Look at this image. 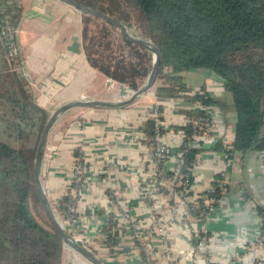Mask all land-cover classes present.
Returning <instances> with one entry per match:
<instances>
[{
	"label": "crops",
	"instance_id": "0c3cea01",
	"mask_svg": "<svg viewBox=\"0 0 264 264\" xmlns=\"http://www.w3.org/2000/svg\"><path fill=\"white\" fill-rule=\"evenodd\" d=\"M5 4L16 16V40L28 76L26 83L39 106L52 112L63 103L83 98L81 93L102 100L98 95L110 80L93 68L85 55L81 35L83 13L58 0H5ZM5 65L0 41V70ZM183 75L188 90H177L172 97L157 99L156 82V86L128 106L71 108L74 110H67L57 118L48 134L41 166L43 189L49 201H57L65 195L72 178L74 157L79 147L83 148L89 168L83 178L76 213L92 248L95 251L100 248L96 254L100 258L107 257L108 264H142L126 237L118 239L119 244L110 251L106 250L102 227L107 213L116 209L118 199L112 197L113 194L126 200L140 218H145L141 206L146 181L142 176L151 161L143 155L148 145L137 137L139 132L145 133L143 126L147 123L149 108L161 103L162 120L167 127L163 140L174 144L176 130L185 123L184 111L191 109L195 98L182 94L201 89L210 81L213 83L209 93L224 99L226 104L224 108L217 106L218 117L234 130L232 98L222 84L205 72L190 70ZM222 164L220 152L202 150L191 169L193 192L209 187ZM260 210L264 212L263 163L257 151L236 153L230 167L229 190L206 224L208 231L217 237L212 257L226 263V256L236 253L239 244L254 235ZM160 212L165 217L168 215L165 205L161 204ZM169 236L175 248L174 259L180 261L188 247L187 238L178 224L170 226ZM152 245L154 255L162 261L160 249ZM61 260L66 264H86L65 245ZM181 264H185V260H181Z\"/></svg>",
	"mask_w": 264,
	"mask_h": 264
},
{
	"label": "trees",
	"instance_id": "16d2710c",
	"mask_svg": "<svg viewBox=\"0 0 264 264\" xmlns=\"http://www.w3.org/2000/svg\"><path fill=\"white\" fill-rule=\"evenodd\" d=\"M77 1L116 18L127 28L133 23L130 12L136 15L140 34L149 38L160 51L157 99L172 97L177 90H188L183 75L187 71L205 72L217 79L232 98L234 151H264V0ZM0 9V19L8 17L15 28L16 16L5 0H0ZM99 21L106 24L84 15L83 23L87 26H83L81 35L91 66L118 82L136 77L145 81L153 62L147 49H136L135 54L140 60L134 63L121 58L113 64L109 62L100 66L97 59L91 58L93 50L86 43L88 24H96L98 28ZM124 40L127 46H133ZM5 67L0 70V264H61L62 240L50 221L49 228L43 226L30 208L32 192L38 198L33 178L34 154L48 114L34 101L30 86L18 79L15 70H6ZM132 84L136 89L142 85L136 86L134 81ZM208 94L202 100L207 107L224 108V99ZM159 110L162 112L161 106ZM184 113L189 120L178 129L189 136L200 134L193 129L191 122L205 115L206 110L194 108ZM143 129L147 134L144 142L148 145L152 124L147 121ZM202 150L204 148H192L185 153L184 172L192 169ZM218 177L217 174L213 179V191L208 193L214 206L218 205L214 199L222 197L217 187ZM67 201L68 195H63L53 205L56 216L63 218L61 215L65 213ZM203 208V201L197 200L191 207V215L198 218ZM74 214L77 216L76 211ZM112 217V214L106 215L103 232L115 226ZM117 231L107 235V242L116 243ZM77 242L85 247L81 241ZM192 242L196 243L195 240ZM140 254L145 258L142 249Z\"/></svg>",
	"mask_w": 264,
	"mask_h": 264
},
{
	"label": "built area",
	"instance_id": "2783aa9c",
	"mask_svg": "<svg viewBox=\"0 0 264 264\" xmlns=\"http://www.w3.org/2000/svg\"><path fill=\"white\" fill-rule=\"evenodd\" d=\"M0 13L2 10L0 9ZM0 38L2 46L5 50L6 62L13 66L16 60L19 47L16 41V29L12 27L8 17L0 19ZM213 82H207V85L201 89H196L192 92H185L183 96L194 95L198 99L190 106L191 109L206 110V114L198 116L191 123L195 131H200V134L186 135L183 130H176L177 137L174 138V144L164 142V133L167 127L162 120V112L159 107L161 103H155L146 113V120L152 124L151 143L148 144L143 151L146 159L151 161L147 173L142 177L145 178L146 184L144 193L142 194V215L145 218H140L136 209H132L126 200H120L113 194L112 197L118 199L116 209L107 213L112 214V221L115 226L108 227L110 230L104 232V237L109 233L114 234L116 230L119 234L118 239L128 238L140 259L142 264H181V260H191L193 264H264V212L259 214L258 224L254 231V235L247 240H243L239 244V249L236 253H229L226 258L227 262L218 261V258L212 257L213 246L217 244L215 234L208 231L206 228L207 222L212 219V215L216 212V208L220 204L222 197L228 192L230 187V167L233 157L237 152L234 151L233 138L234 130H231L226 124L219 119L217 107L210 105L206 106L203 99L211 92L209 87H212ZM209 95V94H208ZM189 118L185 115L184 121ZM171 132V131H170ZM173 133V132H172ZM137 139L146 141V133H138ZM220 152L223 157L222 168L218 172L216 179L217 187L220 190L222 197L214 199L218 204H212L213 198L208 195L212 188V182L205 190L198 193L193 192L194 181L191 175V169L188 171L182 170L184 156L187 151L192 148L214 149ZM264 166V151L257 152ZM89 168V162L86 161L84 149L79 147L72 166V178L69 186L66 188L65 195H68L66 210L61 217H57L66 232L71 235L76 241H81L85 248L88 247L95 256H97L104 264L109 263V259L100 258L98 249L92 248L90 239L86 232H83L79 224L78 217L75 216L76 204L79 200L81 187L83 186V178ZM192 179V181H191ZM143 188V187H142ZM201 199L204 203V208L198 218L191 215V207L197 200ZM57 203V201L55 200ZM165 205L167 216L161 214L160 206ZM53 208V207H52ZM178 224L181 228V233L186 236L188 247L183 257L175 261V248L170 241L169 231L170 226ZM146 231V232H145ZM114 232V233H113ZM110 234V235H111ZM195 240V244L192 242ZM117 244L118 241H116ZM114 243L111 244L105 241V249L110 251L114 248ZM160 249L162 261L154 255L153 245ZM95 247V245H94ZM101 248L102 251L107 252ZM140 249L143 250L145 258H142Z\"/></svg>",
	"mask_w": 264,
	"mask_h": 264
},
{
	"label": "water",
	"instance_id": "95a60500",
	"mask_svg": "<svg viewBox=\"0 0 264 264\" xmlns=\"http://www.w3.org/2000/svg\"><path fill=\"white\" fill-rule=\"evenodd\" d=\"M66 5H69L78 11L82 12L83 14L93 16L95 18H98L100 20H103L104 22L116 27L120 34L129 40L130 42L140 46L141 48L149 50L153 54V62L150 69V72L144 81V83L135 90L132 95L127 99L123 101H108V100H98V99H86V98H79L75 99L70 102L63 103L56 107L51 114L48 116L38 143L36 147V151L34 154V161H33V178L35 183V189L36 193L39 199V202L42 206V209L44 210L48 220L53 225L55 230L57 231L60 239L63 242V245L67 246L71 250H73L75 253L82 256L85 260H87L90 264H104L97 256H95L90 250L79 244L71 235H69L60 221L57 219L53 208L49 202V199L43 189L42 183H41V166L44 156V150L45 145L47 141L48 134L57 120V118L66 112L67 110L71 108H117L124 105H127L133 101H135L138 97H140L143 93L150 90L154 85L156 81V77L158 74V68L160 64V51L159 48L149 39L142 38V37H136L129 33L127 27L117 20L116 18L100 11L95 8H92L90 6H87L85 4H82L78 2L77 0H58ZM185 264H193L191 260H187Z\"/></svg>",
	"mask_w": 264,
	"mask_h": 264
},
{
	"label": "rangeland",
	"instance_id": "374dc122",
	"mask_svg": "<svg viewBox=\"0 0 264 264\" xmlns=\"http://www.w3.org/2000/svg\"><path fill=\"white\" fill-rule=\"evenodd\" d=\"M130 13H131V17H132V22L133 23H132V25L130 27L127 28L129 33L132 34L133 36H136V37H142V38L149 39V38H147L145 36H142L140 34L141 33V28L136 23L137 22L136 15L134 13H132V12H130ZM84 15H86V14H84ZM88 16H90V15H88ZM99 23H101V25H99L98 28L95 27L96 24L95 25H92L91 23H89L90 25L88 24V26H89L88 27V34H87L88 37H87V42L86 43L88 44V46L92 47L93 51L90 53L91 56H92L91 58L97 59V62H98V64L100 66L101 65H103V66L104 65H108L109 62H111V64H113V62H116L118 59H121V58H123L124 61H126V62L132 61L133 63L140 60L139 56H137L135 54L136 53V49L138 47L141 48L140 46H138V45H136V44H134L132 42L131 43L133 44V46H130V45L127 46L126 41L124 40V37L120 34L119 30L116 27H114L112 25L109 26L110 24L107 25L108 27H105L106 24H108L106 22H105L106 24H104V23H102L100 21H99ZM86 24L83 23V26L84 25L87 26ZM103 27H105V28H103ZM0 41L2 43L1 38H0ZM17 45H18V43H17ZM18 47H19V45H18ZM20 51L21 50H19L18 56H17L16 60L14 61V62H16L15 65H17L15 67L12 66V65H9L6 62V56L4 54V59H5V62H6V65H5L6 67L5 68H6V70H15L17 72L18 79L21 82H23V84H27L26 82L28 81V78H27L28 76H27V72H26L25 66L23 65V61H21V59H20ZM4 52H5V50H4ZM151 58L153 60V54L152 53H151ZM101 74H103L104 77H106V78H108L110 80V82L105 83L104 91L98 95V97L100 99H102V100H108V101H123V100H127L132 95V93L135 90H137L136 87L133 86L132 82L134 81L136 86H140L142 84V81H143V79H141L139 77H136L133 80L129 79V80H126L124 82H118V81L113 80L112 78L108 77L107 75H105L102 72H101ZM155 83L158 85V80H156ZM207 87H208V85H207ZM185 92H187V91H185ZM80 97H83V98H86V99H90L92 96H88V95H85V94L81 93ZM137 99L135 101L129 103V104H133L134 102L137 101ZM129 104L124 105V106H128ZM69 110L71 111V110H74V109H69ZM83 110H85V109H83ZM70 111H68V112H70ZM47 114L49 116L51 114V112L47 111ZM92 121H94V119ZM49 202H50L52 207H53V205L56 204L55 200H50ZM30 208H31V212H32L33 216L35 217V219L40 224H42L43 226L49 228L48 218H47L44 210L42 209V206H41V204H40V202H39V200L36 197L34 192H32V195H31V198H30ZM115 244H117V242ZM75 254H77V253H75ZM77 256H80V255L77 254ZM80 257L82 258V260H84L86 262V264H90L82 256H80ZM61 263L62 264H66V261L65 260L64 261L61 260ZM72 264H77V263H72Z\"/></svg>",
	"mask_w": 264,
	"mask_h": 264
}]
</instances>
